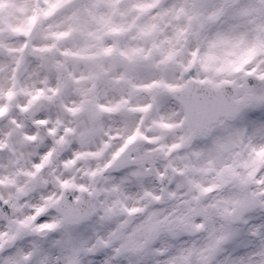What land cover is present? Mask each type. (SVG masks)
Listing matches in <instances>:
<instances>
[{
  "label": "clouds",
  "instance_id": "1",
  "mask_svg": "<svg viewBox=\"0 0 264 264\" xmlns=\"http://www.w3.org/2000/svg\"><path fill=\"white\" fill-rule=\"evenodd\" d=\"M0 264H264V0H0Z\"/></svg>",
  "mask_w": 264,
  "mask_h": 264
}]
</instances>
